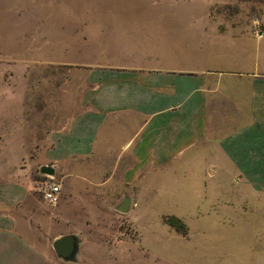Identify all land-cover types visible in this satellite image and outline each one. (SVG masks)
I'll return each instance as SVG.
<instances>
[{"label":"crops","instance_id":"0c3cea01","mask_svg":"<svg viewBox=\"0 0 264 264\" xmlns=\"http://www.w3.org/2000/svg\"><path fill=\"white\" fill-rule=\"evenodd\" d=\"M228 1L0 0V19L16 26L11 48L24 47L25 15L42 25L32 27V55L12 63L61 66L82 81L65 129L33 159L15 156L34 164L0 172V264H83V236L72 235L77 251L65 261L58 238L40 231L34 167L70 181L67 162L109 161L99 185L129 192L160 172L162 191L183 188L209 206L232 192L264 197V38L225 22ZM9 128L0 122L1 144L39 143Z\"/></svg>","mask_w":264,"mask_h":264},{"label":"rangeland","instance_id":"374dc122","mask_svg":"<svg viewBox=\"0 0 264 264\" xmlns=\"http://www.w3.org/2000/svg\"><path fill=\"white\" fill-rule=\"evenodd\" d=\"M220 9L227 24L248 26L254 38L255 28L264 27V0H229ZM23 19L24 47L18 50L10 45L15 41V24L0 19V91L6 94L0 104L7 107L0 112V122L11 127L9 134H22L39 143L23 148L0 143L1 173L17 164H34L30 158L15 161V156L31 151V158L35 157L36 150L48 147L47 136L65 129L79 109L82 81L78 73L57 65L12 63L21 54L30 57L33 53L31 36L36 23L31 16ZM41 27L36 24V31ZM34 170L38 181L61 187L55 206L43 204L38 191L40 231L55 238L83 236V264H264V197L259 193H227L226 201L209 206L183 188L162 191L166 186L160 172L153 184L146 180L130 192L110 181L99 185L111 174L109 161L67 162L64 173L74 175L70 181L43 177L39 169ZM236 184L233 178L232 185ZM202 196L208 197L207 193ZM126 197L131 200L129 210L120 213L116 208Z\"/></svg>","mask_w":264,"mask_h":264},{"label":"water","instance_id":"95a60500","mask_svg":"<svg viewBox=\"0 0 264 264\" xmlns=\"http://www.w3.org/2000/svg\"><path fill=\"white\" fill-rule=\"evenodd\" d=\"M40 173L51 176L54 174V170L51 167L44 166L40 169ZM129 206V199L124 198L116 210L120 213H127ZM52 247L58 258L65 261H73L77 251V240L72 235H66L56 239L53 242Z\"/></svg>","mask_w":264,"mask_h":264},{"label":"built area","instance_id":"2783aa9c","mask_svg":"<svg viewBox=\"0 0 264 264\" xmlns=\"http://www.w3.org/2000/svg\"><path fill=\"white\" fill-rule=\"evenodd\" d=\"M256 38H264V27L263 28H255L252 32ZM39 191L41 193V198L43 202L49 206H55L59 200L61 195V188L59 185L41 182L39 184Z\"/></svg>","mask_w":264,"mask_h":264},{"label":"trees","instance_id":"16d2710c","mask_svg":"<svg viewBox=\"0 0 264 264\" xmlns=\"http://www.w3.org/2000/svg\"><path fill=\"white\" fill-rule=\"evenodd\" d=\"M175 220V223L176 222H178L179 223V221H177L176 219H174ZM169 225H171V226H173V227H175L176 228V226H174V223H169ZM177 229V228H176Z\"/></svg>","mask_w":264,"mask_h":264}]
</instances>
